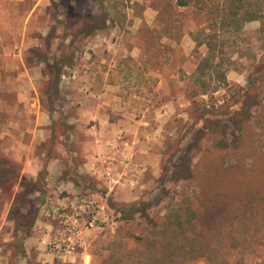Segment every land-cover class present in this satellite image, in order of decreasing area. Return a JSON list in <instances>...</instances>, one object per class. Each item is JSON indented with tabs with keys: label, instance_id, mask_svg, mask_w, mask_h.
Instances as JSON below:
<instances>
[{
	"label": "rangeland",
	"instance_id": "rangeland-1",
	"mask_svg": "<svg viewBox=\"0 0 264 264\" xmlns=\"http://www.w3.org/2000/svg\"><path fill=\"white\" fill-rule=\"evenodd\" d=\"M60 1L67 8L59 11L52 2L53 7L51 5L47 13L58 20L64 15L62 11L68 9V21L65 25L57 23L60 27L57 32L58 36L73 35V68L83 74L87 60L93 56L98 59L107 58L111 54L108 61L112 58V66L107 81L118 87L111 92L113 101H110V106L104 104L102 107L98 104L96 109L101 117L107 109L111 111L117 136L108 139L109 135H104L97 139L84 134L79 127L80 133L75 139L77 143L74 142L71 147L76 154L72 158L68 153L55 148L52 141L50 151L42 159L54 155L63 160L60 162L66 163L62 173L63 183L76 181L81 195L73 204V194L69 189L59 186L58 181L48 186L46 179L50 180V177L47 171H42L44 187L48 192L46 197L67 196L68 201L66 205H60L44 198L40 209L46 206L55 211L52 214L46 211L40 217L51 226L46 249L52 252L53 259L47 262L38 260L37 252L32 250L27 264H141L137 249L142 245L135 241L133 235L143 233L150 237L151 227L139 213L134 215L133 220L123 219L129 213L127 206L146 201L149 204L144 207L145 214L153 222L161 220L172 207L179 209L183 216L186 211L200 209L198 190L194 185L172 175L173 161L178 150H184L194 138L191 119L200 110L211 113L223 111L221 105L229 104L241 94L240 87L252 85L250 93L255 95L258 104L251 108L252 119L244 141L245 144H252L256 151L264 150V30H260V20L246 21L235 36L226 38L224 48L218 49L231 58L226 65L228 85L212 94L195 97L197 104H192L189 77L199 57L207 51L205 44L197 47L188 34L201 22L194 15L195 8L178 7L174 0ZM223 1L214 0L215 3ZM104 12H107L110 23L101 32L110 37V43L105 46L104 42V46L97 48V53L91 54L87 42L90 38L77 33L76 29L82 24L80 17L83 15H101ZM214 29L208 26L206 32ZM116 35L119 36L118 47L114 44ZM109 46L113 48L112 52H109ZM132 48L133 55L130 54ZM104 64L98 62L96 69L102 71ZM98 75L95 78L101 84ZM57 96L54 103L60 104L62 96L60 93ZM8 97L12 105L0 106V130L7 127L6 119L9 116H19L18 112L23 108L17 106L16 97ZM46 100H43V107L47 109ZM238 106L234 105L236 108ZM57 111L60 116L64 115L60 107ZM71 112L68 110V113ZM89 119L96 133L104 129L101 121L96 118L88 117L85 123ZM56 124L57 130L66 128L60 122ZM8 143L5 137L0 138V156L5 155L1 149ZM83 143L99 146V154H93L90 159L92 173L73 174L72 166L77 168L78 163L86 161ZM175 152H178L176 156ZM249 152L245 151L247 156L240 162L244 168L252 164ZM101 155H105L102 160ZM8 158L13 160L10 155ZM233 161L225 159V163ZM16 162L22 170V163L19 160ZM18 191L19 187L15 186L11 198L0 191V264H15L11 248L6 245V237L13 225ZM258 199L256 202H262ZM120 208L125 210L121 213ZM233 214L234 210H231L216 222L223 221L225 227ZM210 227L209 235L214 245L220 247L219 252L224 260L227 264H237L236 250L230 244L220 241L222 239L217 235L218 226L215 223ZM189 264L213 263L201 256Z\"/></svg>",
	"mask_w": 264,
	"mask_h": 264
},
{
	"label": "trees",
	"instance_id": "trees-1",
	"mask_svg": "<svg viewBox=\"0 0 264 264\" xmlns=\"http://www.w3.org/2000/svg\"><path fill=\"white\" fill-rule=\"evenodd\" d=\"M174 1L178 7L196 9L194 15L201 22L188 31V34L197 47L202 44L207 47L206 53L199 57L189 77L192 104H197L195 97L212 94L228 85L226 65L231 58L218 49L224 48L226 38L235 36L246 21L260 20V30H264V0H224L222 3H215L214 0ZM51 2H54L59 11L67 8L60 0ZM66 10L62 11L64 15L60 18L63 25L68 21ZM107 16V12L101 15H83L80 17L82 24L76 32L89 36L102 31L107 27ZM208 26L215 29L206 32ZM225 33H228L227 37H224ZM53 34L55 29L51 28L43 38V52L33 51V55L26 59L27 63H44L47 81L43 93L50 111L55 109L54 99L59 95L63 66H70L73 61L68 55L56 57L49 53L51 39L55 37ZM251 86L240 87L242 93L229 104L221 105L223 111L211 113L200 110L191 119L193 140L187 143L184 150L179 149V153H174L175 156L177 153L178 155L173 161L172 175L192 183L198 190V211H186L183 216L179 209L172 207L161 220L153 222L145 214L144 207L149 204L146 201L127 206L129 213L123 219L133 220L134 215L139 213L151 227L150 237L143 233L133 235L135 241L142 245L137 249L141 264H189L201 256L207 257L213 264H227L219 252L220 247L214 245L215 242L209 235L210 225L214 223L218 226L217 235L222 239L220 241L230 244L236 250L237 264H264V150L256 151L252 144H245L244 141L252 119L251 108L258 104L255 95L250 93ZM237 104L238 108L234 107ZM254 136L256 137V133ZM246 150H250L248 154L252 158V164L248 168L240 163L247 156ZM226 158L234 161L225 163ZM44 170L45 168L41 169L34 179H28L21 176L18 162L10 160L7 155L0 156V191L11 198L14 187H19L18 199L14 205V239L6 245L11 248L14 259L25 258L27 263L23 241L30 235L40 206L48 194L44 187ZM258 198L262 202H256ZM123 210L125 209H119L121 213ZM231 210H234V214L227 226L223 227V221L216 222Z\"/></svg>",
	"mask_w": 264,
	"mask_h": 264
},
{
	"label": "crops",
	"instance_id": "crops-1",
	"mask_svg": "<svg viewBox=\"0 0 264 264\" xmlns=\"http://www.w3.org/2000/svg\"><path fill=\"white\" fill-rule=\"evenodd\" d=\"M51 5V0H0V106L11 107L12 103L9 97L7 99V96L12 95L17 98V106L23 107L21 112H18L19 116H9L6 119L7 127L5 130H0V138L5 137L9 142L1 150L5 155H10L14 161L19 160L22 163L21 176L28 179H34L38 172L45 168L48 172L47 176L50 177V180L46 179L48 180L47 185L51 186V183L58 181L59 186H66L73 194L71 196L73 200L69 201L74 204L81 194H79V184L76 181L63 183L62 173L66 163L61 164L60 162L63 160L54 155L44 160L42 158L50 151L52 141H54L55 148L65 154L68 153L71 158L76 155L71 147L74 142L77 143L75 139L80 133L79 127L88 136L99 139L104 135H109L108 139H114L117 132L114 131L116 126L113 123L111 111L107 109L101 117L96 106L98 104L102 107L104 104L110 106L111 92L116 91L118 86L109 84L107 81L112 66V58L108 61L111 57L110 53L107 58L100 57L98 59L93 56L87 60L83 74L73 68L72 61L70 66H63L59 80L61 103H54L55 109L52 111L43 107V100H46L43 88L47 81L44 74V63L35 61L27 63L26 59L33 55V51L43 52L45 50L43 38L51 28L55 29V34H53L55 37L51 39L49 53L59 57L61 54L69 52L68 56L73 59V35L58 36L57 30L59 31L60 27L57 23L59 25H63V23L62 20L49 16L47 9ZM109 23L107 20V25ZM86 37L90 38L87 39V42L90 44L91 54L97 53V48L104 46V42H106L105 46L110 43V37L101 31ZM118 37L116 35L114 41L117 47L120 45ZM63 47H65L64 50H62ZM108 48L109 52L113 51L112 47ZM132 52L133 48L130 52L131 55H133ZM98 62L105 63L102 71L96 69ZM96 75L98 78L101 77V84L99 80H96ZM59 107L64 111L62 116L57 111ZM68 110L72 112L68 113ZM73 110H75V114H73ZM88 117L99 119L104 129L96 133L90 119L87 121L88 123H85ZM58 122L66 128L57 130L56 123ZM114 135L116 136L114 137ZM83 145L85 146L83 156L86 161L83 164L78 163L77 168L74 167L75 169L72 166L73 174L74 172L92 173L93 167L90 159L93 154H99V146L88 143H83ZM103 157L105 155H101L100 159L102 160ZM68 162L72 163V160L68 159ZM103 167L104 164L102 169ZM45 199L49 202L54 200L60 205H66L68 201L67 196L61 195L57 198L47 196ZM46 211L50 214L55 212L51 207L47 209L46 206H42L30 235L23 241L27 257L33 250L37 252L38 260L42 259L43 262L53 259L52 252L46 249L51 226L43 218H40ZM13 231L14 225L6 237L7 242L14 239ZM15 264H27V261L25 258H19L15 259Z\"/></svg>",
	"mask_w": 264,
	"mask_h": 264
}]
</instances>
